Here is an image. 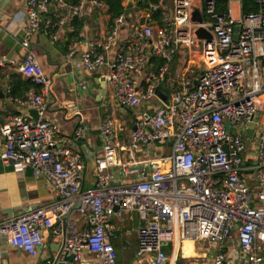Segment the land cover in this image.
I'll return each mask as SVG.
<instances>
[{"label": "built area", "instance_id": "built-area-1", "mask_svg": "<svg viewBox=\"0 0 264 264\" xmlns=\"http://www.w3.org/2000/svg\"><path fill=\"white\" fill-rule=\"evenodd\" d=\"M85 2L27 0L21 44L27 55L17 69L42 91L15 100L36 111L37 119L0 115V161L20 172L32 168L54 188L57 200L1 222L0 244L37 257L46 247L43 232L50 231L64 241L44 264H88L86 253L101 264H117L112 221L137 212L145 221L138 231L140 263L150 255L152 264H168L163 248L180 240H208L223 249L236 231L242 264H264V0H254L257 9L250 12H244V0H173L171 6L157 0L150 12L162 13L160 25L134 27L114 59L99 49L107 51L115 43L127 15L117 18L105 45H88L81 67L89 73L107 69L117 103L145 108L133 123L125 162L109 163L107 155L122 145L113 120L101 124L103 156L95 161V187L81 191L85 162L60 145V127L47 116L51 81L31 51L30 38L45 23L62 28L82 19ZM94 5L104 7L99 0ZM196 11L202 22L194 21ZM201 29L211 38L198 37ZM182 51L190 64H202L199 76L190 79L185 70L177 82L171 80L169 104L154 105L157 88ZM152 57L162 64L158 73L146 74ZM6 65L0 56V67ZM85 132L82 127L77 136ZM167 143L170 153L156 148ZM77 205L89 225L81 231L74 220L60 224ZM213 264H231V259L220 252Z\"/></svg>", "mask_w": 264, "mask_h": 264}, {"label": "crops", "instance_id": "crops-1", "mask_svg": "<svg viewBox=\"0 0 264 264\" xmlns=\"http://www.w3.org/2000/svg\"><path fill=\"white\" fill-rule=\"evenodd\" d=\"M165 3L171 6L173 0H165ZM123 6L126 9L127 20L120 27L118 38L109 50L99 49L100 53H106L111 59L116 57L119 46L129 40L134 27L140 24L159 26L161 22L152 17L154 14L150 10L139 8L138 0H124ZM27 8V0H0V56L7 59V65L1 67L4 70L0 75L2 118L17 114H28L33 117L31 109L19 105L15 100L24 99L30 92L42 91L40 86V92L33 88L25 93L23 98L11 96L10 75L20 74L17 69L18 64L27 55V51L21 45L26 39ZM55 17V9H52L49 17L52 24L56 21ZM73 20L66 22L62 28L53 27L48 23L43 24L38 33L30 38V48L43 68L46 78L51 81L47 116L60 127V140H62L60 145L82 155L85 162L82 186L84 190H89L93 189L96 183L95 161L103 156L100 139L101 124L106 119H112L119 134V143L122 145L107 155L109 163L125 162L128 159L126 147L130 144L133 123L145 107L129 109L120 106L114 96L113 86L105 78L108 70L101 69L89 73L81 67V59L88 45H105L113 30L105 5L103 8H98L94 5V0H86L84 17L79 19L82 24L77 26L81 29L77 33ZM72 47L75 52L70 54ZM186 57L185 51H182L172 63L168 76L159 85V88L168 95L169 101L174 92L171 80L177 82V77L184 75L185 70L190 79H195L200 74L202 64H190ZM159 69V65L155 63L152 65L149 60L146 74L158 73ZM97 74H100V78L95 77ZM23 78L28 79L24 76ZM82 82H85L86 88H82ZM155 104L164 103L156 99ZM151 106L148 105L146 108ZM82 127L86 132L84 136L78 137L77 131ZM248 142L250 152L255 155L256 140L251 138ZM161 146V144L156 145L158 151L161 149L166 153L171 152V143ZM153 156L156 157L155 154ZM137 157L144 158L139 152ZM253 159L252 157L250 160ZM56 200L54 188L42 175H36L34 171L28 173L27 169L23 172L16 171L13 163L3 164L0 161V223L34 207L51 205ZM69 220H74L80 231L89 227L77 210L66 220L63 219L60 224L66 226ZM112 225L114 227L112 242L117 251V264H152L150 255L145 257L143 263L137 258L138 231L145 225V221L137 212L126 213L122 220L113 219ZM43 235L46 247L37 257H31L1 243L0 264H44L47 258L52 257L59 250L64 239L55 237L50 231H44ZM163 250L169 258L168 264H213L220 252L231 259V264H242L245 260L238 246L236 231L225 241L223 249L220 248L219 243L208 240H180L166 244ZM261 254L264 255V252ZM85 259L88 264H101L89 253L85 254Z\"/></svg>", "mask_w": 264, "mask_h": 264}, {"label": "trees", "instance_id": "trees-1", "mask_svg": "<svg viewBox=\"0 0 264 264\" xmlns=\"http://www.w3.org/2000/svg\"><path fill=\"white\" fill-rule=\"evenodd\" d=\"M66 3L70 6H77L82 0H65ZM102 2L107 8V14L110 16V25L114 28L115 21L118 17L124 15L126 13V9L123 6L124 0H99ZM139 8L143 10H150V4L156 3L157 0H138ZM257 6L254 4V0H244V12H250L256 10ZM152 17L156 20H161L162 13L155 12ZM73 26L75 27L76 33L80 31L81 28L77 27L81 25L82 22L79 19L73 20ZM161 66L162 62L157 57L150 58V64H154ZM3 68L0 67V75L3 73ZM10 87H11V96L13 98H23L25 93L30 91L31 89H35L37 92H40L41 87L35 84L31 79H24L21 74L13 73L10 75Z\"/></svg>", "mask_w": 264, "mask_h": 264}, {"label": "water", "instance_id": "water-1", "mask_svg": "<svg viewBox=\"0 0 264 264\" xmlns=\"http://www.w3.org/2000/svg\"><path fill=\"white\" fill-rule=\"evenodd\" d=\"M194 21H198V22H202V17H201V15H200V13H199V11H196L195 13H194ZM237 32H238V30H236ZM197 35H198V37H200V38H204V37H207L208 39H210L211 37L209 36V35H207V33L204 31V30H199L198 32H197ZM237 39H238V36L237 35H235V37H234V40L235 41H237ZM96 78H100V74H97L96 76H95ZM103 81H105V79H103ZM156 95H157V97H158V99H160L165 105H168L169 104V99H168V95L166 94V93H164L159 87L157 88V90H156ZM31 114H32V116L34 117V119H37V113H36V111H34V110H32L31 111ZM33 169L32 168H27V172L28 173H33ZM84 190V188H83V186L81 187V191H83ZM79 208V205H77V206H75V207H73L66 215H65V217H64V220H66L75 210H77ZM69 260H71V259H69Z\"/></svg>", "mask_w": 264, "mask_h": 264}, {"label": "rangeland", "instance_id": "rangeland-1", "mask_svg": "<svg viewBox=\"0 0 264 264\" xmlns=\"http://www.w3.org/2000/svg\"><path fill=\"white\" fill-rule=\"evenodd\" d=\"M226 129L230 131V125L228 123L226 124Z\"/></svg>", "mask_w": 264, "mask_h": 264}]
</instances>
